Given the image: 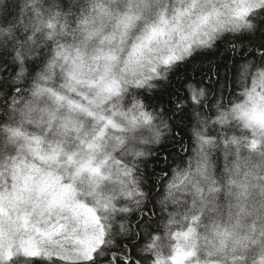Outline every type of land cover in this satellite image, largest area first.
I'll list each match as a JSON object with an SVG mask.
<instances>
[{"label": "snow or ice", "instance_id": "obj_1", "mask_svg": "<svg viewBox=\"0 0 264 264\" xmlns=\"http://www.w3.org/2000/svg\"><path fill=\"white\" fill-rule=\"evenodd\" d=\"M0 110V264H264V223L237 231L264 195V0H0ZM192 121L187 165L149 169Z\"/></svg>", "mask_w": 264, "mask_h": 264}, {"label": "trees", "instance_id": "obj_2", "mask_svg": "<svg viewBox=\"0 0 264 264\" xmlns=\"http://www.w3.org/2000/svg\"><path fill=\"white\" fill-rule=\"evenodd\" d=\"M224 51V45H220L217 54L216 55H208L207 57H197L195 61L192 63H189L186 67H181L178 69V72L180 74L188 75L193 70L196 72V78L199 79L200 73H206L208 71L209 67V61H212V66L215 67L216 62L219 59V53ZM213 80L219 79L220 85H217V92L216 95L219 96L220 92L219 89L221 85H226L223 89V97L225 100V103L228 101H235L240 102L241 101V92L242 89L238 87L231 76V73H229V79L225 81L224 79V69L221 65L220 68V75L219 77L213 76ZM173 80L175 81V77H173ZM207 79H205V83H207ZM141 99H143L145 96L148 97V99L153 103V107H148L146 109L147 112L152 113L154 111H159V108L155 107V102L157 98L159 97V92L155 93H141L140 94ZM210 95V99H211ZM170 107V105H169ZM169 124H173V121L169 120ZM195 124V121H192L190 124L188 122L185 123L184 126H173L171 131L165 132V141H164V147L163 149H160L156 145H150L149 147L153 149L152 156L149 157V159L152 161V163L149 165V169L152 167L156 168L157 173H159L160 168L167 167V164L171 165L172 169H175L178 165L180 167H185L187 165V161L189 159L190 155L194 156V153L192 152V148L194 147V135L192 132V126ZM219 129H216L218 131ZM147 135V132L145 133ZM183 141L184 148L187 149V151L183 150L180 144V141ZM164 157H168L167 164L164 163ZM156 158V159H153ZM183 158V159H181ZM171 170H169V176L171 178ZM148 209H152V204L148 205ZM156 222L152 224V229H158L163 227V221H164V214L160 213L159 208H156ZM139 219L138 214L134 213L130 217V222L133 231H136V223ZM178 227V226H177ZM146 243V238H141L139 240V244L143 246ZM165 252V251H164Z\"/></svg>", "mask_w": 264, "mask_h": 264}, {"label": "clouds", "instance_id": "obj_3", "mask_svg": "<svg viewBox=\"0 0 264 264\" xmlns=\"http://www.w3.org/2000/svg\"><path fill=\"white\" fill-rule=\"evenodd\" d=\"M20 2L23 3V0H20ZM166 3H168L169 6L171 7V5L175 3V0H166ZM169 19H171V16H169ZM172 40L173 41L179 40V34L174 32L172 35ZM0 115H3L2 110H0ZM23 127L28 132H32L34 130L39 131V129H35V126L28 124V122H25ZM56 138L65 139L66 141L65 146L69 148H72L75 143L73 140L72 133H68L66 137H57L55 134L48 135V139H56ZM248 155L251 156V160L249 161L250 166L256 169L258 172H261L262 174H264V157H262L258 152L250 153ZM110 187L111 185L107 181L103 185L104 189H107ZM262 203H264V195H262L258 189H250V197L248 199L247 206H248L249 212H252L253 214L252 215H241L240 217L241 227L237 229L238 232L242 234L245 232H248L249 226L253 223V221L256 222L257 227H259L261 223H264V209H261L260 207ZM257 212L259 213V217H260L259 219H257ZM224 219L225 221H227V215H225ZM229 243H231V241H229ZM249 251L251 252L253 256H255L257 260L260 259V255H259L260 249L258 245L256 244L251 245Z\"/></svg>", "mask_w": 264, "mask_h": 264}, {"label": "rangeland", "instance_id": "obj_4", "mask_svg": "<svg viewBox=\"0 0 264 264\" xmlns=\"http://www.w3.org/2000/svg\"><path fill=\"white\" fill-rule=\"evenodd\" d=\"M129 99H131V97H129ZM241 100H242V98H241ZM144 132H145V133L147 132V129H146V128L144 129ZM164 251H165V252H164V255L167 256L169 250H168V249H165Z\"/></svg>", "mask_w": 264, "mask_h": 264}]
</instances>
